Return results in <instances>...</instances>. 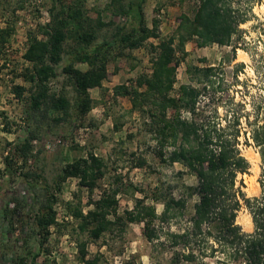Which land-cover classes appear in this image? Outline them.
<instances>
[{
    "label": "rangeland",
    "instance_id": "obj_1",
    "mask_svg": "<svg viewBox=\"0 0 264 264\" xmlns=\"http://www.w3.org/2000/svg\"><path fill=\"white\" fill-rule=\"evenodd\" d=\"M61 1L64 6L83 2L90 17H100L108 25L98 31L95 44L110 40L118 28L127 24L126 16L119 13L120 4H113V0ZM52 2L0 0V30H13L8 42L2 47L0 44V264H31L35 257V264H85L79 260V241L87 242L88 260L96 259V264H170L174 250L168 238L148 242L144 225L129 222L128 212L134 210L136 200L144 198L145 204L153 205L160 215L163 204L157 198L169 197L172 191L177 195V184L195 185L196 179L181 164L163 161L173 146L159 139L162 124L159 116L154 117L157 108L142 101L134 106L132 97H115L114 90L126 85L131 91L146 92V85L140 82L144 83L152 74L155 48L174 35L178 16H194L198 0L145 1V23L152 28L153 19L160 22L159 38H150L133 50L120 45L113 48L108 56V78L101 89L89 91L92 107L84 117L78 116L74 107L77 94L64 73L70 51L77 47L72 39L68 40L67 53L57 69L59 76L49 85L51 94H64L69 100L71 109L67 116L50 104L39 111L32 110L31 86L21 77L29 66L23 59L29 33L50 21ZM252 13L256 18L241 26L243 32L234 36L229 46L199 48L192 40L186 44L188 55L184 59L181 53L176 55L180 65L170 95L182 96L183 86L202 90L196 111L189 114L183 110L186 120L204 126L224 125L229 115L240 108L239 103L251 111L254 98L264 93V1L254 6ZM233 47L238 49L234 51ZM207 67L215 68L214 86L198 72ZM75 68L86 71L88 66L81 64ZM18 86L26 89L21 100L15 96L14 88ZM30 136L32 151L25 159L15 151V146ZM240 148L251 166L249 173L242 176L243 191L254 197L260 192L257 180L261 159L253 147ZM90 154L105 164V177L98 181L94 192L82 187L78 178H69L59 189L54 188L67 165ZM117 183L123 184V193L117 196L122 221L96 241L79 233L78 222L70 210H92L91 202ZM50 194L57 225L46 233L34 221ZM195 200L188 203L186 218L193 214ZM249 216L244 209L237 219L247 233L253 231Z\"/></svg>",
    "mask_w": 264,
    "mask_h": 264
},
{
    "label": "trees",
    "instance_id": "obj_2",
    "mask_svg": "<svg viewBox=\"0 0 264 264\" xmlns=\"http://www.w3.org/2000/svg\"><path fill=\"white\" fill-rule=\"evenodd\" d=\"M145 1L113 0V4H120L119 13L126 16L127 24L118 28L110 40L95 44L98 31L108 25L100 17H90L83 2L64 6L61 0H53L50 21L39 26L35 33H29L23 55L29 66L23 70L21 77L31 86L30 108L39 111L50 104L65 116L69 113V100L64 94L55 97L49 85L58 78L57 69L67 53V42L72 39L77 47L70 51L64 73L77 94L74 107L78 116L84 117L89 113L92 107L89 91L101 89L107 80L108 56L113 48L120 45L123 49L133 50L150 38H159L160 22L153 19L152 28L145 23ZM263 1L198 0L194 16L184 13L178 16L174 35L155 48L156 56L151 60L152 74L144 83L140 82V85H146V92L131 91L126 85L117 86L114 90L115 97H132L134 106L142 101L157 108L158 113L154 117L159 116L162 124L159 139L173 146L168 158H162L163 161L181 164L196 179L195 185L177 184L174 188L177 195L172 191L169 197L159 196L157 201L161 200L163 204L160 215L153 205L145 204L144 198L136 200L134 210L128 212L129 222L144 225V236L148 242L168 238L174 250L170 264H264V93L254 98L251 111L239 103L240 108L229 115L224 125L208 126L183 117V110L189 114L196 111L202 90L183 86L182 96L173 98L170 95L176 83L175 72L180 65L176 55L181 53L183 59L188 55L186 44L196 40L199 48L229 46L233 37L243 32L241 26L256 18L252 10ZM12 31L0 30L1 47L8 42ZM237 49L233 47L234 51ZM81 64L87 65L88 69L81 71L75 68ZM214 69L198 70L212 86L216 83L212 80ZM14 91L21 100L26 89L18 86ZM114 127L116 131L120 130L116 124ZM32 139L30 136L15 146V151L25 159L32 151ZM241 146L253 147L260 155L257 180L260 192L254 197H248L243 191L242 176L249 173L251 166ZM104 177L103 160L90 154L67 165L57 177L54 188L59 189L69 178H78L80 185L92 193ZM121 193L123 184L117 183L108 193L91 202L92 210L85 213L80 207L71 209L78 222L79 233L87 234L96 241L121 222L117 199ZM195 198L193 214L186 218L187 205ZM47 201L34 221V225L46 233L50 227L57 225L52 194ZM244 209L252 219L253 231L250 233L245 232L237 221ZM77 246L80 262L97 263L96 259L88 260L87 242L79 241ZM35 259L31 264H35Z\"/></svg>",
    "mask_w": 264,
    "mask_h": 264
},
{
    "label": "bare ground",
    "instance_id": "obj_3",
    "mask_svg": "<svg viewBox=\"0 0 264 264\" xmlns=\"http://www.w3.org/2000/svg\"><path fill=\"white\" fill-rule=\"evenodd\" d=\"M258 156V158H260V156L259 155H257ZM255 184V183H254ZM250 187L254 190L255 189V187H253V185H251L250 184ZM258 187H259V185H258ZM257 188V187H256ZM258 189V188H257ZM249 218H250V222H251V224H252V219H251V216H249Z\"/></svg>",
    "mask_w": 264,
    "mask_h": 264
}]
</instances>
